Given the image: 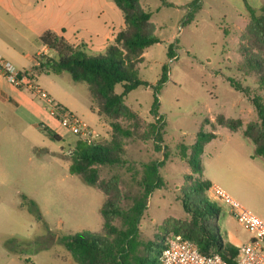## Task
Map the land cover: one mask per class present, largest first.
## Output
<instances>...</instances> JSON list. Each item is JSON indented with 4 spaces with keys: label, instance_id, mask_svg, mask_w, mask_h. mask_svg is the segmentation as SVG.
<instances>
[{
    "label": "rangeland",
    "instance_id": "374dc122",
    "mask_svg": "<svg viewBox=\"0 0 264 264\" xmlns=\"http://www.w3.org/2000/svg\"><path fill=\"white\" fill-rule=\"evenodd\" d=\"M140 3L147 4L152 13L151 32L159 42L146 48L142 61L136 65L138 78L148 86H138L125 98L135 118L116 121L128 135L113 132L109 120L90 114L85 83L75 82L63 73L58 77L35 74L37 84L52 97L59 92L64 94L68 87L74 98H83L85 103L83 110L69 107L67 110L100 134L95 142L120 144L122 162L97 169L98 181L112 187L110 190L121 208L126 210L142 194L139 183L148 167L161 163L158 173L162 186L147 198L140 218L138 249L147 241H157L158 230L165 221L189 219L180 202V191L190 184L184 175L194 179L198 175L191 172L181 157L182 153L186 159L191 156L190 148L199 141L201 133L215 134L196 157L203 168V178L217 184L264 221V159L254 154V144L242 134L245 124L257 118L250 98L259 96L264 100V91L258 88L255 73L246 70L239 51L240 43L246 47L250 41L237 7L228 0H140ZM189 12L193 19L185 22ZM246 16L248 21L249 13ZM168 46H172L175 55L172 60H168ZM258 55L254 51L248 54L249 58L264 60V56ZM163 65L167 67V76L154 94ZM230 80L248 88V97L231 88ZM115 92H121L120 85ZM154 96L157 116L150 114ZM218 115L239 118L243 127L234 132L220 127L215 122ZM46 117L50 118L47 110ZM40 124L50 130L47 120ZM155 127L157 134L153 132ZM33 133V129H26L19 144L0 151V226L11 246L7 256L21 259L15 260L17 264H76L58 243V237L103 235L99 210L105 197L97 186L90 187L80 176L68 172L76 138L62 126L60 140L36 132L42 143L41 162L37 157L31 158ZM17 192L35 202L38 214ZM207 196L219 210L212 229L232 246L243 244L249 234L230 213L229 206L213 199L209 192ZM115 226L120 225L116 222ZM6 261L4 252H0V264Z\"/></svg>",
    "mask_w": 264,
    "mask_h": 264
},
{
    "label": "trees",
    "instance_id": "16d2710c",
    "mask_svg": "<svg viewBox=\"0 0 264 264\" xmlns=\"http://www.w3.org/2000/svg\"><path fill=\"white\" fill-rule=\"evenodd\" d=\"M120 11L123 27L114 35L104 53L87 58L83 45L74 47L62 36L46 31L40 36V42L53 54L40 57L39 65L31 69L34 74L61 75L67 73L75 82H83L87 86L90 96L89 109L96 111L97 115L109 120V126L113 132L120 135H128L116 122L118 119L132 120L135 118L133 111L126 106V96L138 86H148V83L138 78L137 63L142 61L143 54L149 46L157 44L159 39L152 32L150 18L152 13L141 4L140 0H112ZM248 21L245 25V33L250 45L241 47L239 51L244 60V66L248 72L255 73L256 84L264 91V60L249 58L248 54L255 52L264 56V5L254 11L248 9ZM192 12L187 14L185 22L193 19ZM83 56L85 58H83ZM168 60H172V46L167 47ZM167 67H161V76L156 82L154 94L165 82ZM121 86V92L116 93L115 87ZM230 87L242 92L247 97L249 89L239 83L230 80ZM250 101L255 109L257 118L249 121L242 129L244 137L254 144V154L264 159V100L259 96H253ZM158 103L154 96L150 108V114L157 116ZM218 126L234 132L243 127L239 118H225L218 115L215 118ZM47 137L60 140L53 131L43 128ZM158 133V127L153 128ZM215 137L214 133H201L199 141L191 146V156L181 160L185 161L191 172L198 176L194 179L191 175H184V179L190 184L181 189V204L188 215L187 221L167 220L158 230L157 241H147L138 249L137 237L140 233V218L147 206V198L151 192L162 186L158 169L161 163L149 166L146 176L139 185L142 194L136 197L126 210L121 208L114 197L112 187L98 181L97 166L118 165L122 162V147L117 141H111L107 145L87 144L81 140L74 141L71 151V162L68 172L78 175L82 181L90 186H97L104 195V202L99 210L102 218L103 235L99 234H75L58 237V243L69 253L76 264H156L157 256L164 247L166 235L179 234L194 242L199 251L204 255L219 254L229 264H234L237 247L223 241L219 234L212 229L213 221L219 216L216 204H210L207 196L211 183L202 179V166L197 164L205 143ZM157 139L158 136H156ZM186 159V160H185ZM114 182L116 179H113ZM22 201L36 209L34 201L21 196ZM39 216V215H38ZM119 223V227L115 223ZM8 249L9 243H5Z\"/></svg>",
    "mask_w": 264,
    "mask_h": 264
},
{
    "label": "crops",
    "instance_id": "0c3cea01",
    "mask_svg": "<svg viewBox=\"0 0 264 264\" xmlns=\"http://www.w3.org/2000/svg\"><path fill=\"white\" fill-rule=\"evenodd\" d=\"M228 1L237 7L240 23H244V26L248 9L256 11L264 5V0ZM122 27V16L112 0H0V55L18 69H31L36 59L53 54L39 39L44 32L52 31L74 47L83 45L85 55L91 57L104 53ZM64 91V94L59 92L55 97L50 93L48 95L66 109H84L83 98H74L68 87ZM89 112L97 114L90 109ZM43 120L49 122V129L61 139L60 125L55 119L46 117L43 102L34 95L14 88L0 74V151L19 144L26 135V129H33L30 149L34 156L31 158L37 157L42 162V143L36 132L45 134L39 128ZM201 177L204 179L202 174ZM204 180L217 185L209 179ZM7 239L0 226V252L6 256L5 264H17L15 260L20 262L21 259L7 256L11 251L6 247ZM248 240L249 237L245 242Z\"/></svg>",
    "mask_w": 264,
    "mask_h": 264
},
{
    "label": "built area",
    "instance_id": "2783aa9c",
    "mask_svg": "<svg viewBox=\"0 0 264 264\" xmlns=\"http://www.w3.org/2000/svg\"><path fill=\"white\" fill-rule=\"evenodd\" d=\"M39 60H35V66ZM0 74L14 88L38 97L51 118L77 140L96 144L100 134L62 105L56 103L36 82L32 69H18L0 55ZM43 130L44 125H39ZM210 196L229 206L230 213L249 234V240L237 247L234 264H264V221L243 208L217 185H211ZM156 264H229L219 254H202L197 245L179 234L169 233L164 247L157 256Z\"/></svg>",
    "mask_w": 264,
    "mask_h": 264
}]
</instances>
